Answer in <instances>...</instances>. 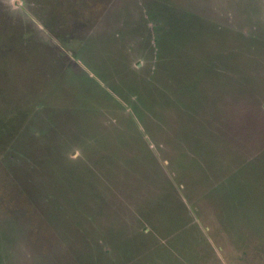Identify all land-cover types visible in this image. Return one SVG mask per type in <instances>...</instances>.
<instances>
[{"label":"rangeland","instance_id":"rangeland-1","mask_svg":"<svg viewBox=\"0 0 264 264\" xmlns=\"http://www.w3.org/2000/svg\"><path fill=\"white\" fill-rule=\"evenodd\" d=\"M0 264H264V0H0Z\"/></svg>","mask_w":264,"mask_h":264}]
</instances>
